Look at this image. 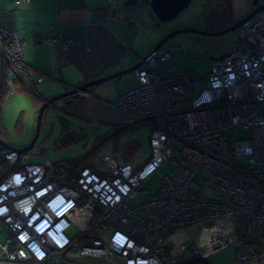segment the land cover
<instances>
[{"label": "built area", "instance_id": "1", "mask_svg": "<svg viewBox=\"0 0 264 264\" xmlns=\"http://www.w3.org/2000/svg\"><path fill=\"white\" fill-rule=\"evenodd\" d=\"M140 61L138 85L119 105L131 120L151 124L152 156L143 167L127 160L124 145L107 146L108 171L24 163V154L0 148L8 166L0 177V264H181L227 247L233 264L264 261V11L237 29L235 44L212 58L207 74L178 72L170 52ZM158 62L166 71L155 70ZM25 63L20 32L0 27L9 87ZM237 127L250 136L233 138ZM166 163L173 170L160 189L133 206ZM197 222L209 228L204 249L190 241L169 248L172 228Z\"/></svg>", "mask_w": 264, "mask_h": 264}, {"label": "crops", "instance_id": "2", "mask_svg": "<svg viewBox=\"0 0 264 264\" xmlns=\"http://www.w3.org/2000/svg\"><path fill=\"white\" fill-rule=\"evenodd\" d=\"M17 1L0 0V27L20 32L26 67L29 71L28 74L24 71L22 80L20 79L19 84L16 85L20 90L11 93L10 96L15 97L16 93L23 92L21 88L25 89L30 85L38 94L36 99L31 98V100L38 104H43L47 98L71 90L87 80L136 65L141 58L152 52L161 38L172 28L222 30L235 24L255 8L254 0H203L204 7L208 8L207 19H203L201 13H195L196 23L189 22L171 27V24L159 23L149 5L124 6L118 0H31L29 4ZM142 1L144 0H140ZM236 40L235 37L228 46L230 49ZM200 43L198 36L184 37L177 49L183 52L193 50L196 53H193L191 59H195L196 55H201L197 45ZM227 43L226 40H218L217 43L212 44L214 57L224 54L228 48ZM173 47H167L163 53H172ZM178 53L179 51L177 55ZM172 54L174 67L177 70L178 56ZM2 74L3 70L0 66V84ZM40 78H43L42 82H39ZM122 79L121 77L95 86L85 93L77 94L71 103L80 100L76 107L69 108L71 104L65 106L66 101L62 104L67 112H63L67 117L77 115L88 119L91 117L89 113L93 115L96 110H103L112 118L110 120L117 119L115 117H117V108L120 107L121 94L138 85L136 71L135 84L121 90L117 94L118 101L113 97H102L99 93L106 92L102 87ZM4 127L5 124L1 119V134L4 133ZM207 231L209 228L205 226L196 241L203 249L208 242L206 237L203 238ZM168 244L174 252L178 251L179 247H172L171 240H168ZM205 260L209 264H233V252L224 249L211 254ZM259 264H264V261Z\"/></svg>", "mask_w": 264, "mask_h": 264}, {"label": "rangeland", "instance_id": "3", "mask_svg": "<svg viewBox=\"0 0 264 264\" xmlns=\"http://www.w3.org/2000/svg\"><path fill=\"white\" fill-rule=\"evenodd\" d=\"M203 4V0H194L187 10L182 12L169 24H171V27H175L189 22L196 23L195 12L198 11L199 8L201 9ZM188 36H198V38H200L201 43L197 45L199 46L201 55H196L197 57L195 59L193 58L194 60L191 59L194 56L193 53H196L193 50H184L183 52L181 49L173 47V44L183 41L184 37ZM235 37L237 38V30L220 37L183 34L172 38L171 47L173 48H171V52L177 55V52L179 51L176 59L177 71L184 72L193 70L197 71L200 75L207 74L211 68V59L215 55L211 47L212 44L217 43L218 40H226L228 41L226 47H228L232 44ZM228 50H230L229 47L226 51ZM163 51L164 47L162 50L157 52L158 56L162 55ZM226 51L224 53H226ZM155 70L164 72L166 71V65L158 62L155 66ZM122 78V80L102 87V89L106 90V92L99 94H102V97H113L118 101L117 94L121 90L130 88L135 84V72ZM11 93L12 92H10L1 108L0 115L5 127L3 128L4 133H0V138L6 141L9 145L20 148L27 146L34 139L37 128L38 112L43 104H38L36 101H32V97L28 93H16L15 97H11ZM60 94L62 93L60 92ZM71 99L72 98L68 100ZM78 101L71 104L69 108L71 106L72 108L76 107ZM65 102H56V107L53 106L47 109L42 124L41 136L36 146L23 155L24 163H40L49 159L52 162H62L67 164V160L84 157L86 163L93 164L100 171H108V167L102 159V155L106 152L107 146L112 144L115 151L118 146L125 145L130 141L139 144L138 150L134 153L131 161L135 166L143 167L150 160L152 156V148L149 140L152 130L151 124L148 122H137L131 120L130 116L127 115L120 107L117 108V117H115L117 119L113 118L115 119L113 121L110 120L112 118H110L108 114L104 113L103 110H96L93 115L89 113L91 117L88 119L77 115L67 117L64 113L67 112V109L66 107L63 108L64 105L62 104ZM103 104L106 105V103ZM114 105H116V103ZM62 119L67 120L71 129L84 138L82 141L72 145L67 150L57 151L53 146V141L60 134L62 129ZM114 133H118L115 138L113 137ZM249 136L250 132L242 127H237L232 132L233 138H247ZM125 157L127 158L126 154ZM232 160L235 162H247V159H238L234 155ZM7 169L8 166L4 156H0V175L4 174ZM172 170L173 164L166 163L160 168L158 173H154L147 178L136 197L131 200V204L133 206H138L147 202L152 195L160 189L163 177L169 175ZM204 227L205 226H203V223L201 222L193 223L187 226L174 227L170 232H168V240H171L172 247L175 248H178L183 242H196L202 234V229ZM68 234L70 236L76 235L77 228L72 226V228L68 231ZM4 240L5 234H1L0 241L4 242ZM227 249H230L233 252L232 247H227ZM85 262H89V260H85ZM96 263L99 262L97 261Z\"/></svg>", "mask_w": 264, "mask_h": 264}, {"label": "water", "instance_id": "4", "mask_svg": "<svg viewBox=\"0 0 264 264\" xmlns=\"http://www.w3.org/2000/svg\"><path fill=\"white\" fill-rule=\"evenodd\" d=\"M118 1L122 2L124 6L140 7L142 5L144 6L149 5L151 12L156 16L159 23L169 24L171 23V21L176 19L182 12L187 10L191 6L194 0H144L142 2H140V0H118ZM259 3H260L259 0H254L253 2V7H255L254 10H252L249 14H247L241 20L237 21L235 24L225 29H222V30H210L207 28H195V27H181V28L173 29L172 31L170 30L161 38V40L157 43V45L154 47L152 52L142 59L143 61H145L147 57H149L150 55L154 53L159 52L160 50L163 49V47L164 49H166L167 47H171V39L179 35L196 34V35H203V36H208V37H220L228 33L234 32L248 18H250L251 16L259 12L264 11V4L257 7ZM173 46L178 47L179 42L173 44ZM142 65H143V62L139 61V63H137L136 65L130 68H127V69H124L118 72H114L108 75H103L98 78H94L92 80H87L85 83L75 86L71 90H67L60 95L47 98L38 112L36 134L32 142L28 144L27 146L18 148V147H13L9 145L6 141L0 138V148L16 152L19 156L28 153L30 150H32L36 146L41 136V129H42L45 112L47 111V109L53 106L56 107L55 105L56 102H60V101L65 102L70 98H75V96L79 93H85L89 91L95 86L105 84L113 80H116L118 78H121L123 76L129 75L135 72ZM72 102H73L72 99L68 100L65 106H67L68 104H71Z\"/></svg>", "mask_w": 264, "mask_h": 264}, {"label": "trees", "instance_id": "5", "mask_svg": "<svg viewBox=\"0 0 264 264\" xmlns=\"http://www.w3.org/2000/svg\"><path fill=\"white\" fill-rule=\"evenodd\" d=\"M5 69L6 68L4 67L2 78H1V84H0V114H1L2 105L5 102V100L7 99L8 94L10 92H12V94H13L15 91L17 92L20 90V89H18V87H16V85L19 84L20 79L22 80V78H23L22 75H23L24 71L27 74H28L27 71H29L27 69L26 63H25V67H24L23 71L21 72V76L13 84L12 87H9L7 84V75L5 73ZM21 91L28 93L33 99H36L38 97L37 91L32 89V87L30 85H27V87L25 89L21 88ZM0 124H1V115H0ZM117 135H118V133H114L113 137L115 138ZM83 138H84L83 136L74 132L71 129L70 124L67 120L62 119V129L60 131L59 136L53 141V146L57 151L67 150L72 145L77 144L80 141H82ZM138 145L139 144H137L136 142H132V141H130L124 145V152L127 156V160L132 161L134 153L138 150ZM66 163L68 165L77 166V167L83 166V165L95 167L93 164L86 163L84 160V157L67 160ZM3 175L4 174H1L0 177H2ZM182 264H209V263L205 259H197V260H189L187 262H183Z\"/></svg>", "mask_w": 264, "mask_h": 264}, {"label": "flooded vegetation", "instance_id": "6", "mask_svg": "<svg viewBox=\"0 0 264 264\" xmlns=\"http://www.w3.org/2000/svg\"><path fill=\"white\" fill-rule=\"evenodd\" d=\"M259 1H260V3H259V5H258L257 7H259L260 5H263V4H264V0H259ZM208 7H209V6H208ZM201 8H202V9L199 8V10L196 11L195 13H196V14H198V13L200 14V13H201V14L203 15V19H204V18L207 19V15L209 14V13H208V10H207L208 8H207V7L205 8V7H204V4L202 5ZM203 10H204V11H203ZM173 29H176V28H172L171 31H172ZM72 99H75V98H72Z\"/></svg>", "mask_w": 264, "mask_h": 264}, {"label": "bare ground", "instance_id": "7", "mask_svg": "<svg viewBox=\"0 0 264 264\" xmlns=\"http://www.w3.org/2000/svg\"><path fill=\"white\" fill-rule=\"evenodd\" d=\"M204 237H206V238H207V233H204V235H203V238H204ZM206 259H207V258H206Z\"/></svg>", "mask_w": 264, "mask_h": 264}]
</instances>
